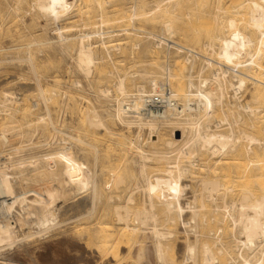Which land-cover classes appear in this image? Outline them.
Segmentation results:
<instances>
[{"label": "bare ground", "instance_id": "bare-ground-1", "mask_svg": "<svg viewBox=\"0 0 264 264\" xmlns=\"http://www.w3.org/2000/svg\"><path fill=\"white\" fill-rule=\"evenodd\" d=\"M151 1L30 0L26 6L52 22L68 16L77 3L83 5L79 9L82 15L96 11V19H91L93 28L74 36L77 40L74 50L76 66L86 78L92 73L93 65L99 61L107 59L113 64L111 52L121 50L119 34L129 40L132 32H143L131 25L132 21L141 17L160 19L161 34L148 33L154 41L149 51L151 57L157 55L158 49L162 47L158 42L161 39L170 41L176 35L185 37L181 27L196 14L197 6L182 13L180 11L184 7V0ZM23 2L18 0V4ZM260 2L261 5H254L245 14L238 11L239 6L234 10L216 7L212 19L220 24L223 32L214 33L204 44L207 56L170 41L171 45H164L167 59L157 66V71L152 69V61L147 68L133 72H120L116 65L113 71H109L108 74L115 78L111 87L115 93H111L110 87L101 86L96 94L112 103L113 112L108 114L106 108L107 111L103 110L102 115L94 107H86L80 116L84 121V127L79 133L82 138L75 133L77 137L73 135V140L79 143L78 148L85 155L89 151L88 147L92 149L94 164L98 161L97 149L90 141L100 142L104 137L116 139V144L127 147L133 152L132 155L137 156V176L141 183L132 184L135 186L132 190L128 188L130 191H126L123 202H120L121 196L118 193L125 186V175L117 169L110 170L114 172V177L99 182L95 171L90 175L73 166L69 143L67 146L66 142L62 145L58 142L61 146L56 149L57 154L51 155L54 163L48 170L42 165L44 156H40L39 160L33 155L25 158L17 156L15 150L9 147L12 143H9L10 138H23L24 135L21 129L15 127L17 122L11 113L16 96L13 92L2 91L0 114L6 116L7 121L0 128V155H4L1 157L5 159L0 164V252L8 246L6 244L17 240V228L23 224L21 219L13 218L16 208L24 210L35 206L38 213L36 220L31 222L33 231L30 232L32 235L43 233L57 225L53 207L65 195L68 185L76 182L77 195L91 190L93 200L98 205H104L99 212L96 211L98 216L91 237L94 238V246L100 258L111 259L113 264L124 263L126 254H122L121 248L129 252L132 243L139 245V240L135 242V239L147 234L152 240L158 264H264V29L260 28L264 23V0ZM55 34L60 44L71 39L60 28L56 29ZM92 38L97 39L91 42ZM113 41L116 44L110 48L108 44ZM32 45L31 42L26 47L29 49ZM96 45L104 50L101 58L97 57L94 50ZM138 46V43L131 45L135 48ZM170 48L185 52L182 61L186 65L181 66V62H176V66H179L174 70L176 67H172L168 61ZM26 57L29 71L38 77L31 54L28 52ZM198 57L202 58L203 64L195 73L194 61ZM127 78L134 81L132 90H128L132 85L129 82L131 86L127 87ZM182 78L185 79V89ZM247 82L251 85V89H248L249 101L240 104ZM208 83L214 85L211 92L205 90ZM73 84L76 89L80 87L79 82ZM40 85L39 82L36 85L38 98L43 103L49 102L56 91L44 89ZM167 87L171 92L166 96L167 104L163 110L158 114L144 113L145 97L161 95L163 88ZM229 92L233 103L227 102ZM107 117H111L114 122V130L107 123ZM38 120L43 123L45 117L40 116ZM116 126L127 131L136 128L137 135L133 138L130 134L129 138L121 137L116 132ZM238 126L240 130H237ZM142 129L147 132L145 142L142 141L143 135H140ZM166 129L170 132L168 139L164 138L166 135L163 130ZM63 134L66 137L67 133ZM69 137L68 140H72ZM50 144L46 143L47 146ZM201 157L202 163L198 164ZM149 162H154L160 167L159 170L154 169L156 172L148 173ZM219 169H225L222 173L229 169L227 174L220 176L222 180L215 179L216 176L207 177L208 173L219 172ZM197 170L202 172V178L192 190L191 199L188 197L190 200L183 204L181 202L186 196L184 193L189 187L182 186L180 180L189 174L194 175ZM63 173L67 174V179L62 177ZM15 182L18 186L23 184L28 188H38L16 192ZM256 188L261 193L257 194ZM134 190H139L142 195L138 204L135 203ZM107 209L110 215L112 213L114 223L109 221L111 218L108 221L105 219ZM185 213L189 214L188 219H184ZM214 220L228 224L229 242H221L219 238L213 242L199 240L198 223ZM178 225L186 235L184 257L180 261L173 250ZM191 235L194 238L192 242L187 237ZM137 256L141 257V248Z\"/></svg>", "mask_w": 264, "mask_h": 264}, {"label": "rangeland", "instance_id": "rangeland-1", "mask_svg": "<svg viewBox=\"0 0 264 264\" xmlns=\"http://www.w3.org/2000/svg\"><path fill=\"white\" fill-rule=\"evenodd\" d=\"M29 1L30 0H24L22 4H18V0H0V98L2 94L1 92L4 90L15 93L13 95L16 96L14 97L16 103L12 107L11 113L13 118L15 117V123L17 122L15 127L19 130H23H20V132L22 135L24 134L22 136L23 138H10L9 143L12 141V145L9 144V147L13 148L15 154L20 158L33 155L37 156L39 160L40 156L42 158L43 156L57 154V148H59L63 142H66L67 146L69 143L72 152L73 166L90 175L95 171L96 180L99 182L103 183L114 177V172L111 171L113 172L111 173L110 170L117 169L125 175V186L122 188V191H119L118 193V195L121 196L120 202H123L126 193L135 187L134 185L133 187L132 184L136 185L141 183V179L137 176L139 164L136 163L137 161L139 162L137 156L135 154H133V156L131 154L133 152L128 150L127 147L116 144V139L104 137V140L100 142L95 140L90 141V144L97 149L98 161L94 164L92 149L86 147L89 150L88 153L86 155L82 153L78 148L80 147L79 143L73 140V137L75 138L73 135L77 134L79 138H82L79 134L84 127V121L81 118V115L84 114L87 108L94 107L99 114L102 112V115H104V111L106 112L107 110L108 114L113 112L111 107L112 103L105 101V98L99 97L96 92L101 86H107L108 88L110 87V90L112 89V94L115 93L114 89L111 88L113 87L112 84H114V75L112 76V74H108L109 71H113L115 65L120 72H133L143 67L147 68L150 61L154 62V65L152 66L154 71H157L156 69L158 65L165 63L167 59L165 46L158 49L157 55L155 54L151 57L149 54L150 49L153 48L154 41L153 37L148 36V33L161 34L160 19L154 17V19L150 20L148 18L149 16H144L139 20L132 21L131 25L143 30V32H132L129 40L124 39L123 35L119 34L118 39L121 41H119L121 50L111 52L113 64L107 59H104L103 62L99 61V63L93 65L92 73L85 78L76 66V54L74 50L77 40L74 39V36L88 30L89 28H93L94 25L91 24V19L96 17V11H91L90 15H82V12L79 11V9L82 8L83 5L77 3L76 7L73 8L68 16L60 18L57 22H52L50 19H43L39 14H36L37 12L34 10L28 9L26 5ZM150 2L152 1L149 0V3ZM18 5L19 9L16 10ZM183 5L184 7L180 11L182 13L185 12L186 9H193L194 5L197 6L196 9H198V11L195 14L196 16L194 15L189 21L182 25L181 29L185 37L176 35L173 36L170 41L185 48L193 49V51L198 52L199 54L201 53V55L207 56L204 44L214 33L222 34L223 32V28L220 24L214 22L212 19V15L217 6H220L224 10H234L236 9V6H239L238 11L240 10L245 14L254 5H261V2L260 0H184ZM154 15L156 16V14ZM154 15L152 14L151 16ZM87 20L89 22H87ZM57 28H60L62 32L66 33L65 36L71 39L64 44L58 43L55 34ZM260 28L264 29V23L260 25ZM96 39L97 38H92L91 42H94ZM31 42L34 45H32V47L29 46L28 49L26 45L31 44ZM34 42L38 44L35 45ZM135 43H138L139 46L137 48L131 47V45ZM110 44L108 45L112 48L116 42L113 41ZM101 49L102 48L98 45L94 48L98 58L104 56V50ZM28 52L32 56V64L35 66L36 72L39 74H37L38 77H35L36 75L29 71V63L26 60ZM169 53L170 56L168 61L172 67H176L174 70L179 66L178 64L176 66V62H179V64L182 63L181 66L185 64V62L182 61L185 52L176 48H170ZM202 62L203 60L200 57L195 59V73L201 64H203ZM185 65L184 68L186 67ZM36 78L38 79L36 80ZM37 81L41 84V87H45L44 89L53 90L54 92L56 91L55 95L52 96L53 98L51 97V102L43 103V101L38 98L39 92L36 86L38 84ZM181 81L182 84L184 82L183 86L185 89V79L182 78ZM74 82H79L80 87H77L76 89L75 86H72ZM126 83L127 87L131 86L128 90H132V83H134V81L127 78ZM247 84L246 86L248 88L245 87V93H242V98L239 100L240 104L249 101L248 95L250 91L248 89H251V85H249L250 83L248 84L249 86ZM230 94L231 92L227 94V102L233 103V98H229ZM88 101L90 103H87ZM106 108L108 109L106 110ZM40 116L45 117L44 124L39 122L38 117ZM6 121V116L4 117L1 114L0 128ZM107 123L112 130H114L112 126L114 122L111 117H107ZM115 128L118 130H116V132H118L117 134L121 137L124 136L129 138L128 135L130 134L129 136L133 138L137 135L136 128H132L129 131L122 128L120 129L118 126ZM237 130H240V126H238ZM62 131L65 132V134L67 133L66 137H64V134L62 135ZM163 132H165L164 134L166 135L164 138H170V132L168 129L163 130ZM69 135L71 136L69 137ZM140 135H143L142 141L146 140L147 132L145 129L141 130ZM68 137L72 138V140H68ZM63 138H65V140ZM103 141L105 142L103 143ZM48 142L51 143L49 146L46 145ZM58 142L62 144L59 145ZM106 142L110 143L109 146H111L109 147ZM105 144L108 148L105 147ZM202 158L203 157L198 160V164L202 163ZM129 159L132 161L134 159L136 161L132 162ZM147 164V171L150 174L156 172L157 169L159 170L160 168L159 166H156L154 162H149ZM223 170L225 169H219V172L215 173H208L207 177L214 178L216 176L215 179L222 180L220 176L227 174L229 169L223 172L224 174L222 173ZM231 170L229 171L230 173ZM15 172L16 169H14V173ZM220 172L221 174H219ZM194 175L189 174L186 176L188 178L184 176L182 178L183 180H180L182 186H187L189 188L194 187L192 189L185 188V200L183 199L181 202L183 204L186 200L191 199L190 196L192 195V190L198 185L196 184L197 181L202 178V176H200L202 175V172L199 170H197ZM133 176L135 180L133 179ZM62 177L67 179V174L63 173ZM14 187L16 192H24L28 189L38 188V186H29L28 188V186L23 184H19L18 186L16 182ZM76 188V182L70 183L65 195H62V197L56 201L53 207L54 210H52L55 213L54 215L57 220V225L43 233L32 235L30 232L33 231L31 222L36 220L38 213L35 206H31L24 210L19 207L16 208V213H13V218L21 219L23 224L21 228H17V240L11 242L12 244H6L8 246L1 250L0 264H113L111 259L100 258L94 246V238L91 237L93 236L92 234H94L92 230L95 227V220L99 212L98 210L104 207V205H98L96 200H93L91 190L77 195L75 193ZM128 188H130V190ZM257 189L258 188H256V193H261L260 190L257 191ZM133 196L136 200L135 203L137 204L142 199L139 190H134ZM108 212L107 209L104 213V215H106L105 219L108 221L111 218L113 220L111 221L110 219L109 221L114 223L112 213L110 215ZM108 214L110 216L109 218ZM188 218L189 214L185 213L184 219ZM222 223L223 222L218 220L208 221L203 224L198 223L197 230L199 231H197V233L198 236L200 235L199 240L213 242L215 239L219 238L221 239V242H229L230 235L228 232V224ZM176 229L173 250L176 258L180 261L184 257V241L186 235L179 225ZM191 236L187 237L192 242L194 238L193 235ZM140 237L143 241L140 240ZM140 237L135 239V242L136 240H139L138 242L139 245L141 244L140 246L132 243L129 252L123 248L120 249L122 254H126L123 262H126L125 264H158L155 259L153 243L149 234L145 235V238L142 236ZM87 241L88 243L86 244ZM140 241H142V243H140ZM140 248L141 257L137 258Z\"/></svg>", "mask_w": 264, "mask_h": 264}, {"label": "built area", "instance_id": "built-area-1", "mask_svg": "<svg viewBox=\"0 0 264 264\" xmlns=\"http://www.w3.org/2000/svg\"><path fill=\"white\" fill-rule=\"evenodd\" d=\"M160 44L164 46L165 44H170V41H167L166 39H161ZM213 89V84L208 83L205 86L206 92H211ZM171 90L167 88H163V93L161 95H149L145 97V106H144V113L150 115L151 113L158 114L160 110H163V108L167 104V95H170ZM1 116V114H0ZM4 155H0V164L5 161L4 157H1ZM54 163L53 157L52 156H44L42 158V165L45 169H49Z\"/></svg>", "mask_w": 264, "mask_h": 264}]
</instances>
